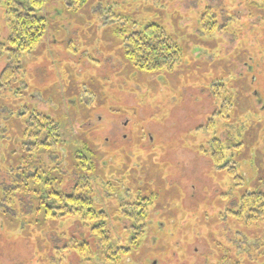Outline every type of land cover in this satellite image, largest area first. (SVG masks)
I'll use <instances>...</instances> for the list:
<instances>
[{
    "label": "rangeland",
    "instance_id": "374dc122",
    "mask_svg": "<svg viewBox=\"0 0 264 264\" xmlns=\"http://www.w3.org/2000/svg\"><path fill=\"white\" fill-rule=\"evenodd\" d=\"M252 1L44 0L42 39L0 80V264H86L71 247L87 228L35 210L45 181L106 216L129 249L116 264H264V217L236 213L244 192L264 191V3ZM149 22L180 48L169 71L124 56V36ZM34 113L56 127L50 150L34 145ZM215 138L239 185L214 167ZM32 162L37 178L13 184Z\"/></svg>",
    "mask_w": 264,
    "mask_h": 264
},
{
    "label": "trees",
    "instance_id": "16d2710c",
    "mask_svg": "<svg viewBox=\"0 0 264 264\" xmlns=\"http://www.w3.org/2000/svg\"><path fill=\"white\" fill-rule=\"evenodd\" d=\"M250 2L253 1L250 0ZM262 3L264 0L254 1V4L259 6H263ZM43 8L44 0H12L6 7L4 11L5 24L9 33L7 39H0V56L1 54L7 55V65L0 74L3 84L17 72L21 54L29 53L42 39L47 21ZM123 53L132 67L150 74L171 70L181 55L180 48L154 22L145 23L142 28L135 29L124 36ZM210 120L208 125L212 123ZM27 122V125L32 128L30 135L34 138V145L50 150L53 146L52 142L56 141L54 139L56 127L52 120L46 115L34 113L31 115L30 121ZM211 150L214 167L216 169L225 168L236 185H239L241 178L235 167L224 161V148L217 138L212 140ZM31 164L28 167L24 166L21 172H17L13 176V184L15 182L22 183L23 178H37L39 173L33 171L35 163ZM44 184L47 187L38 194V203L35 209L40 213V220L43 223L48 221L53 226L54 223L63 219L72 222L76 219L80 225L87 228V235L81 238L80 243L72 241L73 239L74 241L78 240L74 236L70 238V241L73 242L71 249L79 252V260L82 263L91 262V256L98 253L100 258L103 257L106 261L116 264L118 256L121 257V253L128 252V248L122 247L123 245L112 238L105 223L106 216L90 206L88 197L81 195L75 189H71L70 193H62L54 187L51 188L49 182L45 181ZM143 212L142 208L131 211V216L128 218L132 220V231H137V226L143 218ZM236 213L240 218L247 214L246 218L253 220L264 217V191L244 192L238 199ZM245 237L241 239L243 244L247 242V236Z\"/></svg>",
    "mask_w": 264,
    "mask_h": 264
}]
</instances>
